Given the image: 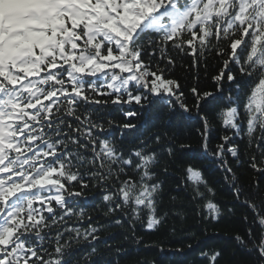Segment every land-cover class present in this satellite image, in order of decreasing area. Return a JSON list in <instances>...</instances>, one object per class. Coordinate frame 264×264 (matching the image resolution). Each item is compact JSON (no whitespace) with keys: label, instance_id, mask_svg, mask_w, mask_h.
Returning <instances> with one entry per match:
<instances>
[{"label":"snow or ice","instance_id":"1","mask_svg":"<svg viewBox=\"0 0 264 264\" xmlns=\"http://www.w3.org/2000/svg\"><path fill=\"white\" fill-rule=\"evenodd\" d=\"M184 57L197 72L217 60L215 92L181 83L175 69L186 67ZM161 102L194 112L201 147L231 186L230 206L217 202L202 169L178 160L174 138L125 145L137 106ZM112 106L124 122L105 117ZM233 163L247 165L254 180L242 184ZM170 168L180 172L184 196L169 194L165 209L161 174ZM262 181L264 0H0V264H98L105 225L82 204L92 189L102 191L94 210L126 223L138 245V228L156 233L184 221L177 200L208 224L223 223L239 205L245 229L233 238L243 264H264ZM82 242L89 247L77 256ZM199 264L232 261L210 249Z\"/></svg>","mask_w":264,"mask_h":264},{"label":"trees","instance_id":"2","mask_svg":"<svg viewBox=\"0 0 264 264\" xmlns=\"http://www.w3.org/2000/svg\"><path fill=\"white\" fill-rule=\"evenodd\" d=\"M181 67L179 64L175 69V75L180 77L181 83L188 86L193 83L198 84L202 91L215 92V84L212 76L218 71L220 65L215 58H209L208 66L205 68L201 64L199 71L191 68V57H184ZM199 76V80L195 79ZM225 90L229 85L225 83ZM187 92V87L185 89ZM192 100L189 94V105ZM139 109L141 115L132 122L137 125L136 129L123 130L124 143L126 146L134 142L138 137H150L159 134L174 138V147L177 151V158L182 162L194 163L202 169L204 176L216 189V200L221 205H231L234 202L231 186L224 179V172L219 166L218 161L211 153L204 152L201 147V139L197 129L200 127L199 120L193 115L184 113L178 106L170 109L169 106L161 102L156 108ZM107 119H114L117 122H124L125 117L119 110L118 106L104 110ZM115 136L120 137L121 130L113 129ZM187 144L189 148L181 149L179 145ZM220 143L217 131H214L210 138V148L215 149ZM243 151V145H242ZM231 160V157H229ZM240 182L247 186L251 183L255 174L247 165L233 163ZM161 179L165 182V199L164 208H169V194L184 196L182 191L184 183L181 180L179 171L169 169L168 174H161ZM261 186L264 187V181ZM184 204L186 218L184 221L172 219L169 225L156 233H146L143 229L138 228L137 233L142 237L143 243L137 244L131 239L127 224L116 225L112 222L114 218L104 217L98 210H94L98 205H102V191L92 189L89 197L83 201V207L90 213L100 224L105 225L101 233V240L107 241V245L98 242V247L102 252L100 256L93 257L98 264H199V254L202 250L222 249L224 251V260H231L232 264H243L246 253L234 240V235L239 232L244 233L245 225L242 223V214L246 211L241 206L235 209L236 215L227 217L223 223L208 224L201 223V218L197 216L186 201L177 200L175 207L180 208ZM176 224V230L170 231L171 224ZM205 229H207L205 231ZM145 244L148 246L145 247ZM192 247L189 248L188 245ZM88 245L81 243L74 245V253L79 256L87 249ZM111 249V251H109ZM117 249H123V252H117ZM179 249V250H178Z\"/></svg>","mask_w":264,"mask_h":264}]
</instances>
